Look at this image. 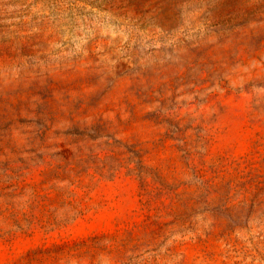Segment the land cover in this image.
<instances>
[{
  "label": "rangeland",
  "instance_id": "1",
  "mask_svg": "<svg viewBox=\"0 0 264 264\" xmlns=\"http://www.w3.org/2000/svg\"><path fill=\"white\" fill-rule=\"evenodd\" d=\"M0 264H264V0H0Z\"/></svg>",
  "mask_w": 264,
  "mask_h": 264
}]
</instances>
